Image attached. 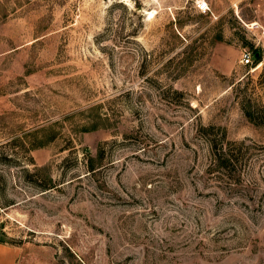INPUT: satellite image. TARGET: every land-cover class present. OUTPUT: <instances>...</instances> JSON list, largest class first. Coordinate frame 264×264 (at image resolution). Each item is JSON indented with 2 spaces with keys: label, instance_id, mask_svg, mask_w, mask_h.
I'll list each match as a JSON object with an SVG mask.
<instances>
[{
  "label": "rangeland",
  "instance_id": "374dc122",
  "mask_svg": "<svg viewBox=\"0 0 264 264\" xmlns=\"http://www.w3.org/2000/svg\"><path fill=\"white\" fill-rule=\"evenodd\" d=\"M208 1L0 0V264H264V0Z\"/></svg>",
  "mask_w": 264,
  "mask_h": 264
},
{
  "label": "built area",
  "instance_id": "2783aa9c",
  "mask_svg": "<svg viewBox=\"0 0 264 264\" xmlns=\"http://www.w3.org/2000/svg\"><path fill=\"white\" fill-rule=\"evenodd\" d=\"M196 9L204 14L211 13L210 3L208 0H195ZM260 39H264V27L260 30ZM254 54L253 50L249 48H243L241 50L239 62L244 66H251L254 62Z\"/></svg>",
  "mask_w": 264,
  "mask_h": 264
},
{
  "label": "trees",
  "instance_id": "16d2710c",
  "mask_svg": "<svg viewBox=\"0 0 264 264\" xmlns=\"http://www.w3.org/2000/svg\"><path fill=\"white\" fill-rule=\"evenodd\" d=\"M256 60V59H255ZM221 153H220V155H219V157H217L216 159H217V161H219V164H220V160L226 155V152H223V151H220ZM216 159H215V161H216ZM232 161V158H229V159H225V161L227 162L228 161V163H229V161ZM223 166L226 168L227 167V164H223Z\"/></svg>",
  "mask_w": 264,
  "mask_h": 264
},
{
  "label": "water",
  "instance_id": "95a60500",
  "mask_svg": "<svg viewBox=\"0 0 264 264\" xmlns=\"http://www.w3.org/2000/svg\"><path fill=\"white\" fill-rule=\"evenodd\" d=\"M254 58H255V59H258V58H259V53H258V52H255V53H254Z\"/></svg>",
  "mask_w": 264,
  "mask_h": 264
},
{
  "label": "crops",
  "instance_id": "0c3cea01",
  "mask_svg": "<svg viewBox=\"0 0 264 264\" xmlns=\"http://www.w3.org/2000/svg\"><path fill=\"white\" fill-rule=\"evenodd\" d=\"M0 250H1V244H0Z\"/></svg>",
  "mask_w": 264,
  "mask_h": 264
}]
</instances>
